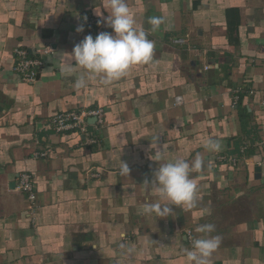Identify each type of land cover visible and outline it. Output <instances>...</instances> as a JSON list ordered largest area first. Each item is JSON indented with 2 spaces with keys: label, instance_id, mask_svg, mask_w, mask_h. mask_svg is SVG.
Segmentation results:
<instances>
[{
  "label": "crops",
  "instance_id": "1",
  "mask_svg": "<svg viewBox=\"0 0 264 264\" xmlns=\"http://www.w3.org/2000/svg\"><path fill=\"white\" fill-rule=\"evenodd\" d=\"M107 3L0 0V264H189L185 250L205 224L221 238L208 264H264V0H127L155 44L152 62L76 88L85 73L70 53L99 34L76 31L81 15L100 20ZM149 17L163 19L156 32ZM181 37L193 47L172 42ZM45 45L40 75L23 80L15 48ZM96 107L104 123L85 120L91 144L47 125L58 112ZM209 138L219 151L205 148ZM197 157L195 205L145 213L159 201L155 169ZM23 171L34 178L32 202L16 188Z\"/></svg>",
  "mask_w": 264,
  "mask_h": 264
},
{
  "label": "clouds",
  "instance_id": "2",
  "mask_svg": "<svg viewBox=\"0 0 264 264\" xmlns=\"http://www.w3.org/2000/svg\"><path fill=\"white\" fill-rule=\"evenodd\" d=\"M107 9L109 15L102 17L97 24H106L113 29V33L101 32L95 38L88 34L79 43L74 45L69 65L79 66L84 70V75L76 77L74 86L84 88L88 84V78L95 75L103 86L125 77L130 68L136 64H149L153 60L155 44L148 38V33L136 26L134 14L130 11L127 0H108ZM101 16L102 14H97ZM86 19V18H85ZM151 32L160 29L163 19L161 17H149ZM83 25L77 27V32H82ZM209 151H219L220 144L213 138H209L205 144ZM164 159L163 153L157 157V161ZM203 161L197 157L190 165L183 158H176L171 162L160 164L154 171L152 183L158 189L159 201L148 204L145 213H155L158 217H166L173 211L171 206H186L192 208L195 205L197 185L190 177L192 171H199ZM122 172H129L128 166ZM215 230L213 224L198 225L195 229L204 235L192 240L190 250H185L189 264H208V259L219 247L221 238L210 236ZM123 239L125 233L121 232ZM123 248L124 245H121ZM127 249V254L132 253Z\"/></svg>",
  "mask_w": 264,
  "mask_h": 264
},
{
  "label": "built area",
  "instance_id": "3",
  "mask_svg": "<svg viewBox=\"0 0 264 264\" xmlns=\"http://www.w3.org/2000/svg\"><path fill=\"white\" fill-rule=\"evenodd\" d=\"M81 21L82 25L86 26L89 30H96L99 33L103 32V30L100 29V26L97 24L98 18L91 13H83L81 15ZM172 42L178 45H186L189 48L193 47L188 44L189 42L187 37L175 38L172 40ZM51 51V45H45L40 50H36V52H32L27 48L17 47L13 53L14 62L12 69L17 72L23 80L33 83L38 78L43 69L45 64V56ZM250 92H252V90ZM104 115L105 112L102 107H96L87 110L82 109L61 111L50 117L47 125L59 133L69 131L79 132V134H83V142L91 144L95 142L96 139L86 137V127L84 126V122L88 117H94L97 124H103ZM36 155L45 156L47 155V150L37 152ZM16 188L21 193H24L29 201L32 202L35 200L36 188L34 178L31 173L26 171L21 172L18 176Z\"/></svg>",
  "mask_w": 264,
  "mask_h": 264
}]
</instances>
